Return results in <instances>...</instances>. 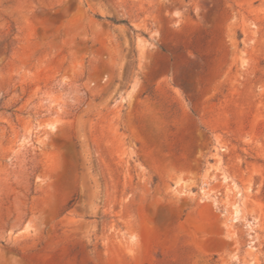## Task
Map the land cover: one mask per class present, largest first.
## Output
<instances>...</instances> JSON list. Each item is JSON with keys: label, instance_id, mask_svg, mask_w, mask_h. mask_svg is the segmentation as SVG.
<instances>
[{"label": "rangeland", "instance_id": "rangeland-1", "mask_svg": "<svg viewBox=\"0 0 264 264\" xmlns=\"http://www.w3.org/2000/svg\"><path fill=\"white\" fill-rule=\"evenodd\" d=\"M0 264H264V0H0Z\"/></svg>", "mask_w": 264, "mask_h": 264}]
</instances>
